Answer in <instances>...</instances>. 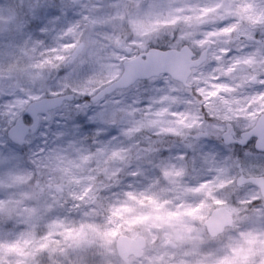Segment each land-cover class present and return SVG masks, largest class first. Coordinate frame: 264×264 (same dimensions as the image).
Instances as JSON below:
<instances>
[{
	"label": "clouds",
	"instance_id": "obj_1",
	"mask_svg": "<svg viewBox=\"0 0 264 264\" xmlns=\"http://www.w3.org/2000/svg\"><path fill=\"white\" fill-rule=\"evenodd\" d=\"M0 264H264V0H0Z\"/></svg>",
	"mask_w": 264,
	"mask_h": 264
}]
</instances>
